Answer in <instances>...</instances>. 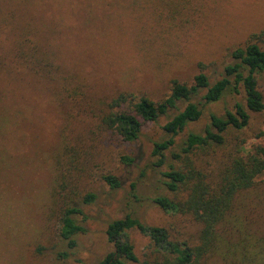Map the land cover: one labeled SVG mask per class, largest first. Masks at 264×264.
Masks as SVG:
<instances>
[{
	"label": "rangeland",
	"instance_id": "rangeland-1",
	"mask_svg": "<svg viewBox=\"0 0 264 264\" xmlns=\"http://www.w3.org/2000/svg\"><path fill=\"white\" fill-rule=\"evenodd\" d=\"M8 22L10 28L0 29V62L7 63L14 38L29 24L58 71L49 81L0 68V264H99L112 251L107 225L128 215L165 227L173 239L196 243L200 225L163 213L153 199L164 195L161 174L187 133H202L211 114L222 116L235 102L242 104V94L205 106L201 119L175 137L163 168L154 166L152 143L168 138L161 128L177 111L145 123L133 143L113 132L91 134L92 126L121 93L159 102L172 81L191 85L199 73L211 84L219 80L231 52L264 29V0H0V23ZM259 45L264 49V38ZM258 89L264 100V72ZM68 91L79 96L68 99ZM184 106L179 103V110ZM238 135L245 140L244 153L264 149V110L251 113ZM63 136L79 150L78 196L95 197L87 205L77 203L84 232L74 237L73 247L59 238L51 210L58 211L51 192ZM220 153L205 158L203 167L216 170ZM122 156L132 162L122 164ZM108 174L119 179V188L102 181ZM241 203L239 220L264 233V178ZM128 235L141 264L149 240L136 230ZM207 264L221 263L210 258Z\"/></svg>",
	"mask_w": 264,
	"mask_h": 264
},
{
	"label": "trees",
	"instance_id": "trees-1",
	"mask_svg": "<svg viewBox=\"0 0 264 264\" xmlns=\"http://www.w3.org/2000/svg\"><path fill=\"white\" fill-rule=\"evenodd\" d=\"M5 27L10 28L11 24L0 23V29ZM37 35L29 24L21 28L13 40L10 59L5 64L0 62V68L15 76L21 72L55 81L58 67L36 39ZM263 38L264 29L252 35L244 46L234 49L232 62L224 67L216 82L211 84L204 73L194 76L191 85L172 81L169 95L159 102L121 93L92 126L91 134L113 132L121 141L133 143L145 123H156L160 117L177 111L161 128L168 138L152 143L154 166L163 168L166 153L175 147V137L201 119L205 106L226 96L242 94L243 98L242 104L235 102L222 116L211 114L209 125L202 133L188 132L178 151L171 154L173 163L161 174L165 193L156 196L153 203L169 216H186L200 225L196 243L173 239L165 227L146 225L128 215L107 225L106 238L112 251L99 264L139 262L129 239L131 230L149 240V250L141 264H207L210 258L218 259L221 264H264V233L244 225L236 214L242 206L241 198L255 188L258 179L264 178V149L257 146L244 153L245 140L238 135L249 126L251 113L264 110L258 89V74L264 72V49L259 45ZM78 96L79 93L70 91L65 95L73 100ZM183 102L185 106L179 110L178 104ZM232 133H236L234 138H230ZM60 149L51 192L52 205L58 211L51 210L53 215L57 213L59 238L73 247L74 237L84 232L76 220L83 215L77 203L87 205L95 197L92 193L78 196L79 150L66 136L62 137ZM219 151L216 170H206L203 160ZM120 161L129 165L132 159L122 156ZM102 181L110 189L120 187L114 175L102 176Z\"/></svg>",
	"mask_w": 264,
	"mask_h": 264
}]
</instances>
